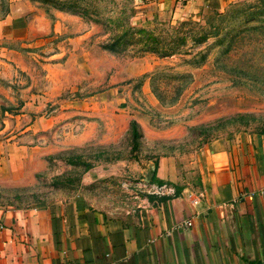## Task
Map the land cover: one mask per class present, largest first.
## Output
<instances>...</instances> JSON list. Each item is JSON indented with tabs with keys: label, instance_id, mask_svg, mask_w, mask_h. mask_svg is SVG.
<instances>
[{
	"label": "rangeland",
	"instance_id": "1",
	"mask_svg": "<svg viewBox=\"0 0 264 264\" xmlns=\"http://www.w3.org/2000/svg\"><path fill=\"white\" fill-rule=\"evenodd\" d=\"M149 1L0 0V211L121 216L154 158L264 131V0L181 17Z\"/></svg>",
	"mask_w": 264,
	"mask_h": 264
},
{
	"label": "crops",
	"instance_id": "2",
	"mask_svg": "<svg viewBox=\"0 0 264 264\" xmlns=\"http://www.w3.org/2000/svg\"><path fill=\"white\" fill-rule=\"evenodd\" d=\"M233 1L149 4L181 17L198 10L220 13ZM53 28L63 27L56 23ZM154 160L155 166L140 175L149 187L172 191H150L121 216L77 198L0 211V264L264 262V132L212 141L189 161L175 153Z\"/></svg>",
	"mask_w": 264,
	"mask_h": 264
},
{
	"label": "built area",
	"instance_id": "3",
	"mask_svg": "<svg viewBox=\"0 0 264 264\" xmlns=\"http://www.w3.org/2000/svg\"><path fill=\"white\" fill-rule=\"evenodd\" d=\"M153 190H150L151 192L157 191V194H161L162 192L172 191L171 189L167 188L166 186H162L161 188L156 189L155 187L152 188ZM172 193V192H171Z\"/></svg>",
	"mask_w": 264,
	"mask_h": 264
},
{
	"label": "trees",
	"instance_id": "4",
	"mask_svg": "<svg viewBox=\"0 0 264 264\" xmlns=\"http://www.w3.org/2000/svg\"><path fill=\"white\" fill-rule=\"evenodd\" d=\"M110 48H113V46H111ZM136 126H137L136 123L132 122V124H131V135L133 138L137 137V133L135 130ZM262 132H264V131H262ZM152 178H153V176H152Z\"/></svg>",
	"mask_w": 264,
	"mask_h": 264
},
{
	"label": "water",
	"instance_id": "5",
	"mask_svg": "<svg viewBox=\"0 0 264 264\" xmlns=\"http://www.w3.org/2000/svg\"><path fill=\"white\" fill-rule=\"evenodd\" d=\"M260 264H264V262L263 263H260Z\"/></svg>",
	"mask_w": 264,
	"mask_h": 264
}]
</instances>
